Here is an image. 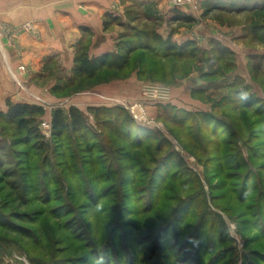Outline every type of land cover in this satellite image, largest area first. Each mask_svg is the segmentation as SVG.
I'll list each match as a JSON object with an SVG mask.
<instances>
[{
  "label": "rangeland",
  "instance_id": "obj_1",
  "mask_svg": "<svg viewBox=\"0 0 264 264\" xmlns=\"http://www.w3.org/2000/svg\"><path fill=\"white\" fill-rule=\"evenodd\" d=\"M262 5L129 7L126 22L109 27L117 37L103 55L112 68L76 71V58L103 56L90 55L89 40L69 74L45 64L33 78L41 133L50 142L53 112L77 108L101 154L69 159L51 142L36 170L21 171L24 146L0 123V264H115L106 252L118 264H264ZM153 33L193 40L199 52L164 58L140 49L128 64L116 59L146 35L154 42ZM66 146L82 148L74 138Z\"/></svg>",
  "mask_w": 264,
  "mask_h": 264
},
{
  "label": "crops",
  "instance_id": "obj_2",
  "mask_svg": "<svg viewBox=\"0 0 264 264\" xmlns=\"http://www.w3.org/2000/svg\"><path fill=\"white\" fill-rule=\"evenodd\" d=\"M151 3L168 7V0H0V112L7 101L34 104L40 87L33 78L49 63L69 74L83 41L91 42V56L109 52L117 37L112 22L119 27L125 9Z\"/></svg>",
  "mask_w": 264,
  "mask_h": 264
},
{
  "label": "trees",
  "instance_id": "obj_3",
  "mask_svg": "<svg viewBox=\"0 0 264 264\" xmlns=\"http://www.w3.org/2000/svg\"><path fill=\"white\" fill-rule=\"evenodd\" d=\"M259 11L260 13L264 14V5L260 6ZM152 38H154L155 41L149 42L146 35L144 37L143 43L140 42L138 45L126 47L124 49V54L118 55V57L116 56V59H122L124 64H128L130 56L136 52V50L140 49L149 51L152 55L159 54V52L163 53L162 57L164 58H192L197 52H199V49L196 47L193 40H188L184 43L171 42L170 40L164 41L156 33H153ZM108 57L109 56L107 55H103L94 61L86 57L76 58V71H78L81 76H85L87 74L94 73L95 68H101L102 66H106V68H112L114 62L108 61ZM95 64L98 65L95 66ZM121 66L122 65H120V67ZM43 111V107L37 104L12 103L7 101L6 112H0V123H5L12 126L13 131L17 134V137H15L16 146H24L23 150L16 153L18 154L16 155L18 162H21L19 164H22L21 167H19L21 171L29 170L31 173L32 170H36V158L39 154H41L42 151H46L47 153L49 152L48 150L51 148V142L54 143L56 148H58L57 155L59 156H67L69 159L73 158L74 160H78L80 158L79 154L83 153L85 154L84 157H93L94 161L97 160L96 155L101 154L99 148L100 143H98L96 140V132L90 128V125L86 122L85 117L80 110L71 107L67 111L57 109L53 112L51 119L50 142L45 139L39 127L38 118H40V116L43 114ZM102 113L105 114L106 111L102 109L95 110L96 116ZM127 124H129V121ZM127 124L124 123L121 128L125 127L128 129ZM119 134L120 133L118 131V134L116 135L118 136ZM72 138H74L76 142L82 146V148L81 150L74 151L75 153L71 152L70 154L69 152L71 151V146H66V143L72 141ZM88 158L87 160H89ZM75 166L77 169L78 166ZM29 172L27 171L26 174ZM35 190L37 191V194L38 190H40L39 194L46 193L47 197L49 196V193L46 192V190L42 191L39 188H36ZM104 255L108 259H112L115 264H118L112 258L110 253L106 252Z\"/></svg>",
  "mask_w": 264,
  "mask_h": 264
},
{
  "label": "built area",
  "instance_id": "obj_4",
  "mask_svg": "<svg viewBox=\"0 0 264 264\" xmlns=\"http://www.w3.org/2000/svg\"><path fill=\"white\" fill-rule=\"evenodd\" d=\"M189 0H173L174 5H183V3H188ZM49 127V126H48Z\"/></svg>",
  "mask_w": 264,
  "mask_h": 264
},
{
  "label": "clouds",
  "instance_id": "obj_5",
  "mask_svg": "<svg viewBox=\"0 0 264 264\" xmlns=\"http://www.w3.org/2000/svg\"><path fill=\"white\" fill-rule=\"evenodd\" d=\"M241 99H246V94L245 93L241 94Z\"/></svg>",
  "mask_w": 264,
  "mask_h": 264
}]
</instances>
